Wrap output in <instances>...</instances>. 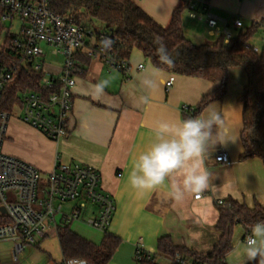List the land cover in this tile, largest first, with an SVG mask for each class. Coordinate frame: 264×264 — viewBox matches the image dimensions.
Masks as SVG:
<instances>
[{"label":"crops","instance_id":"crops-1","mask_svg":"<svg viewBox=\"0 0 264 264\" xmlns=\"http://www.w3.org/2000/svg\"><path fill=\"white\" fill-rule=\"evenodd\" d=\"M131 1L163 28L169 26L174 12L182 5L181 0ZM209 4L211 12L219 18L218 30L210 29L204 21L191 19L188 12L183 16L186 36L194 44L214 42L225 28L235 36L240 31L235 22L240 19L244 27L263 24L258 33L261 44L255 45L258 50L264 47V0H209ZM14 22L20 23L21 30L18 19L9 28ZM94 45L95 41L88 39L87 46L78 54L84 73L78 76L73 91L68 135L53 142L24 124L21 117H13L8 124L4 153L33 165L43 175L51 173L60 163H80L101 173L102 188L111 194L116 206L108 234L121 241L109 264H139L136 260L139 245L145 246L157 264H172L159 253L158 243L163 237H170L176 247L207 255L221 236L215 228L220 217V201L233 200L250 208L257 204L264 208V162L260 158L240 159L245 151L241 140L245 107L241 97L249 85V74L240 67L230 69L227 94L211 104L223 110L228 125L225 135L232 138L209 151L205 161L211 177L209 188L200 194V199L186 195L177 202L167 187L152 192L133 189L128 183L132 161L153 143L152 129L158 122L185 118L219 84L160 71L139 50L132 53L130 71L126 74L93 55ZM59 69L57 76L62 73L63 64ZM101 80L109 82L103 93L94 87ZM149 80H155L154 86L148 87ZM170 81L173 86L168 90ZM143 97H148L147 105ZM221 152L228 154L230 164L216 162ZM96 211V207L90 206L71 229L99 245L105 234L87 224ZM249 235L251 231L236 227L234 250L227 256L228 264H244L242 246ZM55 236L51 235L34 249L25 248L21 255L23 263L20 258L19 262L14 261L12 242L1 243L0 264H31V260L33 264H62L61 247L60 252L48 250L49 260L39 254L44 252L41 246ZM5 244H10L12 250L3 248Z\"/></svg>","mask_w":264,"mask_h":264},{"label":"built area","instance_id":"built-area-1","mask_svg":"<svg viewBox=\"0 0 264 264\" xmlns=\"http://www.w3.org/2000/svg\"><path fill=\"white\" fill-rule=\"evenodd\" d=\"M181 2L184 4L186 0ZM0 4L6 10L3 24H12L15 19L22 23L15 45L23 62L32 64L36 71L44 70V45L52 49V55L63 57L62 73L43 79V86L51 94L29 92L22 97L21 106L16 108L24 124L49 140L59 142L69 133L73 91L78 76L84 73L78 54L87 46L88 39L95 41L93 55L103 59L109 67L128 74L129 63L109 59L104 45L99 44V41L106 40L105 34L67 22L51 11L48 0H0ZM188 13L191 19L204 21L210 29L218 30L219 18L211 12L209 0H190ZM235 25L238 29L244 26L240 19ZM220 35H225L227 41L233 37L226 28ZM254 51L259 52L257 48ZM14 75L13 69L0 65V100ZM172 86V81L167 83L168 90ZM14 113L0 114V244L12 242L13 259L19 262L27 246L38 247L51 235H57L60 227L80 222L90 206L96 207L97 211L87 224L100 233H107L116 206L111 194L103 190L102 175L98 170L80 163H60L51 173L43 175L33 165L4 153L8 124ZM216 162L231 163L225 152L217 156ZM43 178L45 184H42ZM223 204L219 202V205ZM153 259L144 245L138 246V263L152 262ZM62 264H69V261ZM174 264L190 263L177 258Z\"/></svg>","mask_w":264,"mask_h":264},{"label":"trees","instance_id":"trees-1","mask_svg":"<svg viewBox=\"0 0 264 264\" xmlns=\"http://www.w3.org/2000/svg\"><path fill=\"white\" fill-rule=\"evenodd\" d=\"M51 11L67 22L95 29L100 25L106 40L99 41L109 59L125 61L134 50H139L158 70L219 84V88L204 96L199 105L186 114L185 118L195 117L209 105L222 100L227 94L229 70L243 68L249 74V85L241 101L245 107L244 128L241 136L245 149L241 160L260 158L264 162V47L254 51L253 40L261 31L262 23L242 27L229 41L220 35L214 42L194 44L185 33L183 16L188 12L190 0H186L173 14L167 28L161 27L131 0H48ZM6 10L0 4V65L13 69L15 75L6 85L0 100V114H12L22 104V97L29 93L50 95L43 86L47 76L44 70L36 71L32 64L23 62L22 54L15 45L18 34L12 33L2 23ZM98 33V32H97ZM4 38L2 39V36ZM160 37L170 53L175 57L172 67L161 64L153 43ZM107 42L108 46H105ZM220 217L216 230L221 234L218 243L207 255H201L186 247H176L170 237L159 240V253L174 264L177 258L190 264H228L227 256L234 250V234L238 226L248 232L257 222H264V208H253L230 200L219 205ZM58 239L64 262L86 261V264H109L121 241L107 233L97 245L71 229V225L60 227ZM139 264H157L152 262Z\"/></svg>","mask_w":264,"mask_h":264},{"label":"clouds","instance_id":"clouds-1","mask_svg":"<svg viewBox=\"0 0 264 264\" xmlns=\"http://www.w3.org/2000/svg\"><path fill=\"white\" fill-rule=\"evenodd\" d=\"M153 43L157 45L160 63L174 66L175 57L162 39L154 37ZM105 46H108L107 42ZM108 83L101 80L94 87L103 93ZM146 83L152 87L155 80ZM142 101L145 105L149 103L148 97H143ZM222 112L216 105H209L195 117L158 122L152 129L153 143L132 161L129 185L141 192L167 187L169 195L177 202L186 195L198 197L206 191L211 179L205 166L209 151L218 143L232 138L225 135L228 125ZM242 254L246 258L244 264H264V222L251 226V235L242 246ZM69 264H86V261L70 260Z\"/></svg>","mask_w":264,"mask_h":264},{"label":"rangeland","instance_id":"rangeland-1","mask_svg":"<svg viewBox=\"0 0 264 264\" xmlns=\"http://www.w3.org/2000/svg\"><path fill=\"white\" fill-rule=\"evenodd\" d=\"M10 25L11 24H8L7 27H10ZM10 29H11L12 33H15V34L19 33L20 32V23L19 22H14L13 26ZM94 30L96 32L100 33L101 32L100 25L96 26ZM3 38H4V35L2 36V39ZM256 43H258L259 45L261 44V36L260 35H258L254 39L253 45H255ZM255 47H256V45H255ZM43 48L46 51L45 63H44V66H43L44 71L46 72L48 77L57 76L59 74V72H61L59 68L61 67V64H63V57L62 56L51 55L52 49L48 48L45 45L43 46ZM14 112H15L13 114L14 117H22L21 113L18 112V110H16V108L14 109ZM45 183H46V179L43 178L42 184H45ZM73 228L76 229V225ZM3 248H6L7 250H12L13 247L10 244H5V245H3ZM34 248L35 247L27 246L26 250L29 251V250L34 249ZM41 250H42V252L43 251L44 252L43 253H39L40 257L42 256V258L47 259V260H49L48 257H47V254H46L48 252V250L50 252H52V253H54L55 251L56 252H60V245H59V241H58L57 236L51 238L49 241H46V243H44L41 246ZM20 260L22 262L21 256H20ZM30 263L33 264L34 262H32V260H31Z\"/></svg>","mask_w":264,"mask_h":264},{"label":"water","instance_id":"water-1","mask_svg":"<svg viewBox=\"0 0 264 264\" xmlns=\"http://www.w3.org/2000/svg\"><path fill=\"white\" fill-rule=\"evenodd\" d=\"M2 212H3V213H5V210H4V209H2Z\"/></svg>","mask_w":264,"mask_h":264}]
</instances>
